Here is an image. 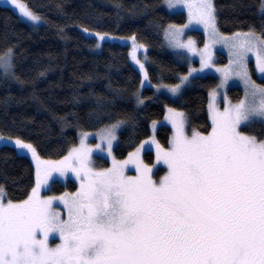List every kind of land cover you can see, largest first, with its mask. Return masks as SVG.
Returning <instances> with one entry per match:
<instances>
[{
  "label": "trees",
  "instance_id": "obj_1",
  "mask_svg": "<svg viewBox=\"0 0 264 264\" xmlns=\"http://www.w3.org/2000/svg\"><path fill=\"white\" fill-rule=\"evenodd\" d=\"M21 2L40 22L28 23L0 3V189L5 199L23 201L35 186V166L10 143L13 139L32 144L44 159L57 160L77 144L81 131L96 132L122 122L114 154L125 159L151 134L154 122L165 119L170 107L185 113L189 132L211 131L209 94L217 76L194 77L179 96L163 88L178 84L189 70L169 50L166 37L169 25L187 20L184 12H168L163 0ZM214 5L222 33L253 30L264 37L263 0H214ZM194 34L204 40L202 32ZM108 35L134 37L147 47L149 83L143 90L141 72L131 62L141 68L138 52L101 39ZM139 56L143 58V52ZM225 56L220 63L227 62ZM249 68L264 84L252 63ZM228 94L234 101L243 97L238 86ZM164 123L157 139L169 147L172 127ZM241 128L264 140V122H248ZM144 156L147 163H154L153 151ZM99 162L109 165L106 159ZM76 189L73 180L63 184L56 179L52 186L57 193Z\"/></svg>",
  "mask_w": 264,
  "mask_h": 264
},
{
  "label": "snow or ice",
  "instance_id": "obj_2",
  "mask_svg": "<svg viewBox=\"0 0 264 264\" xmlns=\"http://www.w3.org/2000/svg\"><path fill=\"white\" fill-rule=\"evenodd\" d=\"M11 3L38 19L18 0ZM195 7L197 21L214 27L210 0ZM259 70L264 73V60ZM250 115L264 118V98L253 108L241 102L214 110L207 136L189 138L178 123L171 150L162 153L169 172L159 184L139 161V150L124 164L94 172L91 149L82 143L53 165L61 174H83L80 191L71 203L64 200L66 220L51 210V199H39V181L23 203L5 205L0 196V264H264V140L238 131ZM107 139L110 151L111 131ZM129 162L141 170L139 177L124 176ZM50 233L62 240L55 248L48 246Z\"/></svg>",
  "mask_w": 264,
  "mask_h": 264
},
{
  "label": "rangeland",
  "instance_id": "obj_3",
  "mask_svg": "<svg viewBox=\"0 0 264 264\" xmlns=\"http://www.w3.org/2000/svg\"><path fill=\"white\" fill-rule=\"evenodd\" d=\"M201 0H163L162 6L170 13L184 12L186 14L187 20L183 24H171L169 25L166 37L168 36L167 43L169 44V50L173 55L185 61L188 64L189 70L180 80V82L173 86L163 87L164 92H167L172 96H179L182 90L192 81L194 77L204 76V75H215L218 78V83L216 87L212 88L209 94V108L208 113L212 123L213 128V112L223 113L226 110H229L235 107L237 104L244 102L246 108H253L259 105L260 101L264 96H262L261 89H264V84L259 81H256L250 72V63L253 64L255 72L259 78L264 80V73L259 70V65L261 60H264V37L256 33L253 30L241 31L232 34L222 33L217 25V13L214 5V0H210L213 8L214 16V27H208L204 23L198 22L195 18L194 13L196 12V5H198ZM1 4H8L19 16L26 22H40V19L33 20L28 16L23 15V13L14 7H12L10 2H2ZM22 4V2L20 3ZM193 5V8H189V5ZM26 9L29 10L26 4H23ZM264 7V0H263ZM33 13L31 10H29ZM34 14V13H33ZM35 15V14H34ZM36 16V15H35ZM30 21V22H29ZM34 24V23H31ZM195 31L202 32L204 34V40L199 41L198 37L194 34ZM102 37V36H101ZM134 38V37H133ZM131 37H117L108 35L102 37V39L119 42L121 44L128 45L131 52L135 54L138 52V64L141 66L139 68L134 60L132 64L141 72L142 75V86L141 90L145 86H148L149 80L146 69V52L147 47L144 44L139 43ZM189 41L192 42L191 47H183L181 45H188ZM167 44V45H168ZM141 50V51H140ZM130 58H133L131 56ZM139 52H143V58L139 56ZM221 55H226V63H220ZM2 59V58H1ZM4 59V58H3ZM233 86H238L243 91V97L239 101H234L229 97V89ZM162 90V89H161ZM167 115L163 121H156L151 127V134L144 139L139 146L125 159H117L114 154L115 147L119 139V131L122 128V122L107 126L96 132H85L81 131L79 133L78 142L74 145L65 157L51 160L44 159L39 156L35 147L23 140H10V143L17 148V150L26 156H28L35 166V186L31 191L29 197L23 201L14 202L5 199L3 195V190L0 189V196L3 197V202L5 205L11 202L14 204H20L32 197L33 191L37 189V183L40 182V187L38 189V197L42 200L51 199V210L54 212L60 213L61 219H67L68 207L65 205L64 200L69 201L80 191V185L83 182V174L78 177L70 169L65 171V175L59 173L53 168V165L60 164L61 161H64L68 157L73 149H80L83 143L85 150L91 149V152L88 154V166L94 172L107 171L113 167V164L121 165L125 161L129 160V157L133 153H137L139 150V161L151 169V179L159 184L164 176L169 172L168 165L164 163L162 158V153L171 150L173 138L177 132V124H182V130L184 135L191 138L194 131L189 132L186 128V115L184 112L175 110L170 107L167 110ZM173 111V112H172ZM172 113V114H171ZM179 113L180 116L176 114ZM182 113V114H181ZM185 115V116H184ZM261 121L264 122V118L260 116H249L247 122H242L238 128V131L241 134L254 136L247 134L242 131V126L248 122ZM169 124L172 127V135L170 139L169 147H162L157 139V130L160 125ZM166 124V125H167ZM111 131L115 139L112 140L111 150L108 148V139L107 133ZM212 129L207 134L201 135L207 136L210 135ZM256 137V136H254ZM256 139L259 140L257 137ZM17 141L31 145V149L19 147ZM159 145V149L157 148ZM32 149L35 150L33 154ZM151 150L154 153V163H147L145 160V151ZM162 150V151H160ZM159 154V155H158ZM99 159H106L109 161L108 166L101 165ZM73 165L76 166L77 162L75 159L72 161ZM123 174L125 177L135 179L140 176L141 170L137 168L135 163L129 162L123 168ZM66 176V177H64ZM64 177V178H63ZM62 178V179H61ZM66 184L69 180H73L77 184V189L74 192H55L52 190V186L55 180ZM61 197L64 199L62 200ZM43 234L37 233V239H42ZM62 243L61 238L58 233H50L48 238V246L50 248H55L56 246Z\"/></svg>",
  "mask_w": 264,
  "mask_h": 264
}]
</instances>
